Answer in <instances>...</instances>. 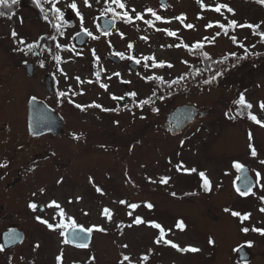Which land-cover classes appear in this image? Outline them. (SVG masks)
I'll return each mask as SVG.
<instances>
[{"label":"flooded vegetation","instance_id":"obj_1","mask_svg":"<svg viewBox=\"0 0 264 264\" xmlns=\"http://www.w3.org/2000/svg\"><path fill=\"white\" fill-rule=\"evenodd\" d=\"M172 1L159 0L158 5L144 6L142 10H137L136 13L143 16L142 21L129 23L116 19L115 23H105L102 22L103 17H113L108 10L110 0H104L105 10L98 11L93 16L90 27L82 24L68 37L67 30L72 20H75V15L70 16L62 7H47L43 3L40 5L34 1L36 19L41 17L49 20L47 31L36 36L34 29V35L28 34L26 38H22L24 44L18 43L21 37L18 35L20 30L16 26H9L7 33H0V165H6L0 166V245H3V251H0V264H58L57 257L61 253L62 264L97 263L98 232L95 229L91 232L88 247L81 248L69 238L70 227L49 229L36 217L39 216L54 225L59 223L70 225L74 220L77 226L92 228L84 224V221H91L94 218L89 217L91 211L85 208L86 204L82 201L85 198L89 203L92 201L98 206L105 205V195H109L108 191H110L108 176L105 174L111 168L110 161L105 164L102 157L100 156L99 160L95 154L114 152L118 159H125L121 153L127 148V143L137 144L142 136L141 130L135 135L127 136L121 130L112 131L107 124L100 126L96 132L98 123L92 126L81 125L79 116L93 110H98L105 117L113 113L121 116L128 113L130 107L129 113L142 120L145 107L150 106L152 110L158 111L153 105L154 101L151 105L142 103L145 97L140 96L142 92L139 83L152 84L153 93L156 91L154 87H157L158 81L154 78L160 77L158 73H150L154 68L152 60H149V54L141 52L140 47L143 44L150 45L155 28L159 25L165 28L162 21L168 22L169 16L175 17L168 13ZM26 2L27 0H18L15 5L20 7ZM8 5H12L11 2ZM15 5L0 6V12L12 18L23 8ZM56 9H59V12ZM76 9V16L82 21L84 14L79 12V8ZM148 9H152L162 19L156 20L147 11ZM146 17L151 19L152 24L146 23ZM13 30L17 33V38L12 37ZM166 30L162 29L160 32L165 34L169 31ZM81 32H85L84 40L77 38ZM29 44L33 45L31 50L27 47ZM129 45L132 47L129 48ZM117 53H122L123 58ZM56 56L60 57L59 61L55 59ZM137 60L140 62L137 63ZM80 61L84 62L88 70L80 69L78 65ZM68 62H72L70 68L65 65ZM97 72L99 76L96 75ZM101 85L108 87L105 89ZM95 91L99 98L94 97ZM132 92L136 93L135 97L130 95ZM60 93L65 95L61 96ZM90 95L93 97L90 98ZM112 96L123 99L110 104ZM32 97L36 99L33 101ZM89 98L91 100H87ZM93 103L101 105L102 108L83 107L82 110L76 107V104L87 106ZM194 106L200 111L188 126L206 117L202 115L205 111L202 107ZM239 106L244 109L242 113L240 108L238 109ZM104 108L115 110L103 111ZM249 113L264 121V113L256 111L254 105L251 109L243 105H233L232 112H229L234 116L235 121L245 120L249 124L256 125L248 118ZM117 122L115 120L116 125L121 127L120 122ZM158 125L166 132H170L159 122L155 123L154 127ZM81 144L86 147L81 148ZM137 148L140 151V148ZM235 156L230 166L222 173L220 181L215 183L207 175L211 181L210 191H205L202 186L203 181L199 184V191L196 192L205 200L227 185L233 199L238 201L245 196H241L236 191L237 188L241 191L250 188L247 195L249 196L261 185V172L253 164L255 156L251 155V151L249 150L245 155L237 153ZM236 162L244 166L242 170L234 167ZM98 167L104 171L101 181L95 178ZM123 167L124 169L120 170L125 173L126 164ZM244 171L245 176L242 179ZM202 172L207 174L205 170ZM257 173L260 174L259 177ZM230 175L234 177L232 181H227ZM83 177L86 182L82 183L80 179ZM79 188L84 190V194L75 198H66L69 194L68 189L79 190ZM97 188L101 191L98 192ZM262 188L260 192L264 193V187ZM60 189L66 190V193L61 194L62 198H66L65 200L54 197V191ZM192 196L190 194L188 197ZM262 197L264 198V195ZM119 200L126 202L121 203L122 206L128 204L125 197ZM52 201H56L63 209V216L60 215V209L50 206ZM235 201L227 203L223 209L230 210L228 213L238 225L242 226L243 233H245L244 227L250 230L256 229L257 226L259 229H264L261 220L258 223L255 220V211L264 208V202L257 208L249 207L244 213V210H240V204L235 205ZM30 203L38 205L35 211L29 207ZM73 203L78 205L74 210L70 209ZM136 205L138 210H143V200L136 201ZM105 206L112 213L111 220L114 219L115 210L108 205ZM232 211L241 214L250 213V218L241 222L239 217L231 215ZM100 219L109 220L103 213ZM171 230L173 227H168L167 232ZM159 233L160 231L158 235ZM257 233L259 237L264 238L260 232ZM241 237L243 239L236 247V250L240 248L238 264H263L259 259L255 260V249L259 242H253L246 235ZM65 238L69 243H63ZM169 245L164 244L167 247ZM262 252L264 254V248ZM260 258L264 259L263 256Z\"/></svg>","mask_w":264,"mask_h":264},{"label":"rangeland","instance_id":"obj_2","mask_svg":"<svg viewBox=\"0 0 264 264\" xmlns=\"http://www.w3.org/2000/svg\"><path fill=\"white\" fill-rule=\"evenodd\" d=\"M34 1L40 5L43 3L47 7H62L70 16L75 15V20L71 19V26L68 27L67 37L78 30L82 24L90 27L93 16L98 11L105 10L104 0H87V4L85 0H27L20 6L23 7L19 10L20 12L14 14L12 18L0 16V33H7L9 26H16L20 30L18 35L22 39L28 34L34 35V29L36 36L47 31L49 20L41 19V17L36 19L33 9L36 7ZM121 2L125 5L123 9L110 0V9H112L111 17L122 22H126L121 18L124 12L132 17V21H142V19H136L138 15L136 11L142 10L144 6L159 4V0H121ZM73 3L76 4V8H79V12L84 14L82 21L76 16L77 9L71 7ZM220 4L232 8L233 12H228L226 8L221 9L219 13L212 10ZM10 6L13 5L4 7ZM15 6L19 7V5ZM168 13L175 17L169 16L168 22L162 21L165 28L160 25L155 28L150 45L143 44V48L140 47L141 52L149 54V60H152L154 66L150 73H158L161 77L158 80H172L188 70L194 56L187 45L192 44L195 47L193 43H197V40L209 39L211 42L203 47H206L208 54L215 56L224 55L229 51H245V49L258 51L264 48L262 36L255 34L250 28L227 27L229 32L225 34L224 29L218 27V23L228 26L229 21L236 20L239 24H259L264 29V5L257 3L256 0H200V2L173 0ZM181 16L185 17L183 22L177 19ZM150 20L147 18V21ZM209 23H212L213 27H206ZM186 24H192L194 27L189 29L185 27ZM162 29L173 31L176 35L169 36L167 32L164 34L160 32ZM230 34L236 36L238 44L234 43ZM247 61L226 66L209 79V83L195 84L193 82L164 96L165 98L158 99L153 104L158 111L152 110L150 106L145 107L142 120L129 113L130 107L127 110L128 113L121 116L113 113L105 117L98 110L79 116L81 125L92 126L98 123L96 132L100 126L107 124L112 131L121 130L127 136L135 135L141 130L142 136L137 144L127 143V148L121 153L125 159H118L114 152L95 154L99 160L101 156L105 164L111 162V168L105 174L108 176L110 191H108L109 195H105L104 204L114 209L116 216L112 220L100 219L103 209L107 207L98 206L92 201L89 203L85 198L82 201L86 204L85 208L91 211L89 217L94 218L91 221H84V224L90 225L98 232L96 264H120L124 256H128L129 260L123 261V264H238L240 248L236 250V247L242 241V235H246L255 243L259 242L255 249V260L259 259L264 264V259L260 258L264 257L262 252L264 238L259 237L257 231H253L254 228L243 233L242 226L238 225L228 211L223 209L227 203L235 201L229 186L226 185L206 200L196 192L199 191V184L202 182L200 172L205 170L206 175L217 183L225 169L230 166L232 159L236 157L235 155L247 154L249 150L251 151L249 147L251 144L257 152L253 164L261 172V185L249 196L235 201V205L240 204V210L246 213L249 207L257 208L264 202L262 199L264 193L260 192L264 187V163H261L264 161V127L249 124L245 120L235 121L234 116L229 114L232 112L233 105H241L239 103L241 95L244 96L246 103L255 106L256 111L264 113V110L259 107L260 103L264 102V59ZM161 62H164L163 67L158 66ZM169 64L171 67L168 66ZM65 65L70 68L72 62ZM78 65L81 70H88L84 62L80 61ZM151 86L152 84L145 82L139 83V89L142 92L140 96L150 97ZM97 91H95V98H99ZM81 92L84 93L82 89ZM92 97L90 95V98ZM112 97L110 104L114 101L118 102V99ZM90 98L87 100H91ZM184 104L198 105L203 110L209 109L210 113L181 133L166 132L159 125L154 127L157 122L164 125L167 112ZM153 111L157 113H152ZM115 120L120 122L121 127L116 125ZM249 132L252 134V140L248 142ZM83 147L86 146L81 144V148ZM124 164H126L125 173L121 171L124 169ZM180 164L187 169L195 168L197 171L178 170L177 166ZM103 173L104 171L98 167L95 171L97 181L103 179L101 177ZM164 177L170 178L167 184L160 182ZM233 177L230 175L226 179L232 181ZM80 182H86V179L83 177ZM71 189H68L69 194L66 198H75L77 195L84 194L83 189ZM63 192L66 193V190H55L54 197L65 200L66 198L61 196ZM190 194L193 196L189 198ZM122 197L127 199V205H121L119 199ZM138 200H143V210L130 207ZM147 203L153 204L154 208L149 209L146 206ZM77 207L78 205L73 203L70 209L74 210ZM136 217L144 218L145 223L136 225L134 223ZM255 220L257 223L261 220V224L264 225V213L256 210ZM180 221H183L186 226L184 230L176 227ZM152 223L161 225L167 240H171L181 248L192 246L200 251L181 252L170 245L167 247L162 243L157 244L160 229L152 227ZM93 226L103 228L105 231H97ZM168 227H173V230L167 232ZM210 240L214 243H209ZM144 256L148 257L146 261L143 259Z\"/></svg>","mask_w":264,"mask_h":264},{"label":"snow or ice","instance_id":"obj_3","mask_svg":"<svg viewBox=\"0 0 264 264\" xmlns=\"http://www.w3.org/2000/svg\"><path fill=\"white\" fill-rule=\"evenodd\" d=\"M18 0H11V4L12 5H15L17 4ZM114 3L118 4L119 8L123 9L125 8V5L124 3L121 2V0H113ZM198 2H200V0H198ZM257 3L261 4V5H264V0H256ZM9 3V0H0V6H4V5H8ZM85 3L87 4V0H85ZM90 6V5H89ZM72 8H76V4L73 3L71 5ZM227 9L228 12H233V9L228 7L227 5H224V4H220L218 6H216L214 9L215 12H221V9ZM109 11H111L112 9H108ZM57 12H59V9H56ZM134 11V10H133ZM148 12H150L152 14V16L155 17L156 20H161L162 17H160L159 15L156 14V12H154L152 9H148L147 10ZM4 13L3 12H0V16H3ZM122 19H125L126 22H131L132 21V17L128 15L127 12H124L122 17ZM202 18V17H201ZM136 19H143V16L141 15H137L136 16ZM177 19H180L182 22L183 20L185 19V17L181 16V17H177ZM22 22V21H21ZM146 23H149V24H152L151 21H146ZM185 27L191 29L194 27V25L192 24H186ZM206 27H213L212 23H209L208 25H206ZM218 27L221 28V29H224L225 30V34H227V27H231L232 29H235L236 27H240V28H244V27H247V28H250V29H258L260 28V25L257 24V25H252V24H239L236 20H231L229 21V24L228 26L224 25V24H220L218 23ZM167 31V30H166ZM167 34L169 36H175L176 33L173 32V31H167ZM12 37L13 38H16L17 37V33L15 32V30L12 31L11 33ZM89 35H91V33H89ZM261 36H264V33H260ZM233 39L235 40V37H233ZM18 43L20 44H24L25 41L23 39H20L18 40ZM28 49L31 50L33 48V45L29 44L27 45ZM59 47V45H58ZM132 45H129V48H131ZM195 47L197 48H201L203 47V45L200 43V42H197V44L195 45ZM19 50H23V49H19ZM117 55H120L122 58H123V54L122 53H117ZM56 60H60V57L59 56H56L55 57ZM99 59V57H97V60ZM137 63H139L140 61L137 60L136 61ZM43 66V65H41ZM158 66L160 67H163L164 66V62H161ZM169 67H171V65L169 64L168 65ZM97 76H99V73L97 72L96 74ZM119 75V74H117ZM154 79H160L158 77H155ZM77 80H79V77H77ZM175 82V81H174ZM210 81H207L205 80L204 83H209ZM102 87H104L105 89H107V85H101ZM61 96H64L65 93H60ZM131 96L135 97L136 96V93L135 92H132L130 93ZM113 99H123V97H115L113 96L112 97ZM36 98L35 97H32V100L34 101ZM148 101H143L142 103H147ZM239 103L245 107H247L248 109H251L252 108V105L249 104V103H246L245 101V98L243 95L240 96V99H239ZM76 107L77 108H81L83 110V107H96V108H102L101 105L99 104H95L93 103L92 105H87V106H81L80 104H76ZM259 107L264 110V102H261ZM103 111H114L115 109H102ZM248 118L250 120H252L253 122H255L257 125H260L261 127H264V121H261L260 119H258V117L256 115H253L251 113L248 114ZM118 123V122H117ZM77 139H79V137H76ZM249 140L251 141L252 140V134L251 132H249ZM249 147L251 148V155L252 156H256L257 155V152H256V149L254 146H252L251 144L249 145ZM261 163H264V161H261ZM0 166H6V165H0ZM178 167V170L179 169H183V171L185 172H196L197 170L195 168H192V169H187L183 166V164H180L177 166ZM234 167L237 168L238 170H242L243 169V165L236 162L234 164ZM259 173H257V176L259 177ZM199 176L201 177L202 181H203V188L205 189V191H210L211 190V181L210 179L207 177V175L204 173V172H200L199 173ZM170 178L168 177H164V178H161V183H164V184H167L168 183V180ZM98 192L101 191V189L97 188L96 189ZM236 191L241 195V196H247L250 192V188L245 190V191H241L239 188L236 189ZM33 195H35V193H33ZM173 195H175V193H173ZM264 199V198H262ZM120 203H126L125 201H121ZM50 206H55L57 209H60V215L63 216L64 215V212H63V209L60 208V205L56 202V201H52V205ZM149 209L153 208L154 206L151 204V203H148L146 205ZM29 207L35 211L38 207V205L36 203H30L29 204ZM131 208L135 209L138 207V205L136 204H131L130 205ZM225 211H230L229 209H225ZM261 212H264V208H261L260 209ZM130 214V213H129ZM103 215L106 216L109 220H111L112 218V213L110 212L109 209L105 208L103 209ZM231 215L232 216H235V217H239L241 222L245 221V220H248L250 218V213L249 214H241L240 212H236V211H232L231 212ZM36 219L38 221H40V223L42 224H45L47 225V227L49 229H53L55 230L56 228H71L72 229V235H73V238L74 239H77L79 238V232H92L93 231V228H88V229H83V228H79V231H77L78 229V226L76 225L75 221L73 220L72 223L70 225H67V224H64V223H59V224H52V223H49L47 220H44V219H41V217L37 216ZM134 223L136 225H140V224H143L145 223V221L140 218V217H136V219L134 220ZM152 227L156 228V229H160V238H158L156 240V243L159 244L161 242V240L163 239L164 237V229L161 227L160 224L158 223H152L151 225ZM96 228L97 231H105L103 228H98L96 226H93ZM129 227H131V225H129ZM176 227H178L180 230H184L185 229V224L183 221H180L177 223ZM244 232H247L249 231L248 228H244L243 229ZM253 231H257V232H260L262 235H264V229H259V228H256V229H253ZM63 234V233H62ZM14 238V237H12ZM63 243L67 244L69 243V240L67 238L64 239ZM165 243L167 244H170L172 248L174 249H177L178 251H181V252H192V253H195V252H199L200 249L196 248V247H192V246H189V247H185V248H181L179 245H177L176 243H173L171 240H167L165 241ZM209 243H214V241L210 240ZM79 247L81 248H86L88 247L87 244H84V243H81L78 245ZM38 247V245H37ZM124 247H127V245H124ZM0 251H3V245H0ZM94 259V258H93ZM143 259L146 261L148 259L147 256H144ZM129 260V257L128 256H124L123 257V261H128ZM57 261H58V264H62V261H63V254L61 253L60 256L57 257ZM123 261L120 262V264H123Z\"/></svg>","mask_w":264,"mask_h":264},{"label":"trees","instance_id":"obj_4","mask_svg":"<svg viewBox=\"0 0 264 264\" xmlns=\"http://www.w3.org/2000/svg\"><path fill=\"white\" fill-rule=\"evenodd\" d=\"M254 31L258 32L259 28L254 29ZM260 33H264V31H260ZM235 41L238 43L236 39ZM261 41L264 43V36L261 37ZM200 43L202 45L206 44L204 42ZM196 44L197 43L194 45ZM187 47H189L192 55L194 56L188 70L175 79L158 80L156 91L151 93L150 97L144 98L143 101H148L147 103L151 105L153 101L156 102L160 98H165L164 96H168L171 93H174V91H177L190 83L195 82V84H202L205 80L208 81L226 66L233 64L236 65L246 60H248L247 62H252L264 59V48L254 52L249 49H245V51H229L224 55L215 56L210 53L208 54L205 50L206 47L197 48L193 47V45H187ZM239 110L240 112L244 111L243 108H240Z\"/></svg>","mask_w":264,"mask_h":264},{"label":"water","instance_id":"obj_5","mask_svg":"<svg viewBox=\"0 0 264 264\" xmlns=\"http://www.w3.org/2000/svg\"><path fill=\"white\" fill-rule=\"evenodd\" d=\"M102 22L105 23H114V19L103 17ZM85 32H81L78 34L77 38H81L84 40L86 37L84 36ZM200 110L193 105H182L179 107L174 108L171 112L168 113V121L165 124V127L170 130L172 133H179L182 129L188 126L193 120L195 119L197 113ZM210 111H203L202 115L208 114ZM245 176V171L242 173V179ZM79 228L86 229L82 226H78L77 231ZM69 238L75 242L76 244H87L89 239L91 238V232H79V238L74 239L72 235V229L68 232Z\"/></svg>","mask_w":264,"mask_h":264}]
</instances>
